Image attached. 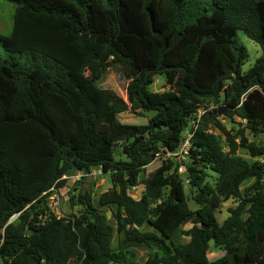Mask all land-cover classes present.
I'll use <instances>...</instances> for the list:
<instances>
[{
	"label": "trees",
	"instance_id": "trees-1",
	"mask_svg": "<svg viewBox=\"0 0 264 264\" xmlns=\"http://www.w3.org/2000/svg\"><path fill=\"white\" fill-rule=\"evenodd\" d=\"M7 1L16 10L12 33H0L2 262L140 264L136 249L146 248L144 264H264V161L237 155L264 158L246 133L264 134V0ZM239 31L263 51L245 72ZM115 64L130 79L128 102L94 80ZM156 75L168 90L150 89ZM128 111L155 115L122 123ZM220 116L243 127L232 134ZM188 130L190 194L170 156L133 197L140 173L179 152ZM119 146L127 159L116 158ZM96 167L112 176L99 204L117 207L116 247L114 226L83 190L80 215L49 216V190L66 186L70 170ZM231 198L239 204L220 223L216 211ZM212 243L224 251L214 260Z\"/></svg>",
	"mask_w": 264,
	"mask_h": 264
},
{
	"label": "rangeland",
	"instance_id": "rangeland-1",
	"mask_svg": "<svg viewBox=\"0 0 264 264\" xmlns=\"http://www.w3.org/2000/svg\"><path fill=\"white\" fill-rule=\"evenodd\" d=\"M16 6L15 4L7 1L0 0V33L5 35H10L13 30L14 14ZM238 37L240 42L247 48L249 58L243 65V71L249 70L257 61V59L262 55L263 51L261 46L255 41L247 37L242 31L238 32ZM88 74H90L88 72ZM96 84L100 88L110 89L115 91L118 95L123 97L128 102V85L130 79L126 73L125 68L120 64H115L112 67L104 70L100 74L94 76ZM150 89L155 92H162L169 89V86L166 83L164 76L156 75L154 83L150 86ZM130 106V104H129ZM213 108V105L210 106V109ZM201 111L205 113L204 108H201ZM203 113V114H204ZM155 115V111H140V113H134L128 111L122 114H119L118 118L122 123L131 124V125H142L147 124L149 119ZM218 121L221 122L227 130H230L232 134H236L243 122L241 119L237 118L236 121H232L225 116L218 117ZM244 124V123H243ZM211 130L214 133H219V129L215 128L213 122L209 123ZM251 140H255L258 144L264 146V134H259L257 136L252 135L249 131L246 132ZM186 153L171 155L174 157V161L179 164L180 174L185 181L186 189L190 194V187L187 182L186 170L182 165V162L187 161L185 157ZM237 155L241 156L248 162H253L257 159L263 160L264 158H254L250 155L249 151L246 149H240L237 152ZM116 158L127 159L126 155L123 153L122 147L119 146L116 149ZM163 158H170V154L159 155L152 163H150L144 171L139 175L140 182L139 185L131 189V195L135 198H140L145 194L146 187L144 185V179L151 171L155 170L161 165ZM214 177V175H213ZM68 182L66 186L55 187L53 190L49 191L47 194V203L49 207V216L56 217H66L72 218V216H77L82 213V206L78 202L79 194L83 190L84 194H90L92 198V203L106 215L110 224L115 228V235L113 240V245L116 247L118 245L120 235L117 230V217L115 205H100L99 198L101 194L112 187V176L110 173H104L100 167L94 168L90 173H83L77 170H70L66 177ZM255 182V178H249L243 182L241 189L243 192L247 190ZM238 199L231 198L228 201L224 202L223 205L216 211V216L220 223H223L230 215V209L238 206ZM190 206L192 209H197L199 206L193 201L190 200ZM191 223L183 226L184 229L190 228ZM183 240L188 241L189 237H184ZM137 260L140 264H144L149 251L146 248H137L136 249ZM224 254V251L221 248H217L214 244H211L209 250L210 259H218ZM0 264H4L0 259ZM113 264V263H112Z\"/></svg>",
	"mask_w": 264,
	"mask_h": 264
},
{
	"label": "built area",
	"instance_id": "built-area-1",
	"mask_svg": "<svg viewBox=\"0 0 264 264\" xmlns=\"http://www.w3.org/2000/svg\"><path fill=\"white\" fill-rule=\"evenodd\" d=\"M203 113L204 112H202L201 109L198 111L197 120L193 121V123L191 125L192 128H196L197 127V124H198L199 120L201 119V116L203 115ZM191 136H192V133L189 130L186 131L185 136H184V140H183V143H182V146H181L179 152L174 153V154L173 153H169L170 156L171 155H177V154L186 153L190 149V146H191ZM53 189H54V187L51 188L49 191H51Z\"/></svg>",
	"mask_w": 264,
	"mask_h": 264
}]
</instances>
